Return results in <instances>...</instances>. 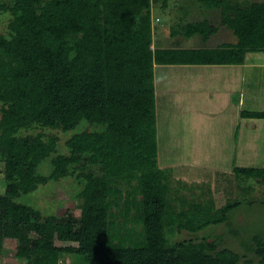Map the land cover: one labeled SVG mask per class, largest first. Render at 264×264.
Listing matches in <instances>:
<instances>
[{
    "label": "trees",
    "instance_id": "trees-1",
    "mask_svg": "<svg viewBox=\"0 0 264 264\" xmlns=\"http://www.w3.org/2000/svg\"><path fill=\"white\" fill-rule=\"evenodd\" d=\"M158 1L0 0V18L11 15L7 35L0 34L6 180L0 251L9 238L26 264H60L65 256H74L73 264L240 262L230 249L212 254L214 243L207 240L168 243L174 227L198 232L227 221V212L241 204L229 202L216 213L198 203L179 214L171 210L168 177L158 165L155 66L243 68L247 57L264 53V1L193 0L220 11L222 24L237 38L235 44L198 49L154 47L152 8ZM218 31L198 20L172 33L199 37L205 45ZM240 116L264 120V111L243 110ZM90 125L97 129L86 130ZM32 129L41 131L25 135ZM234 172L264 183V167L236 166ZM69 177L81 187L74 195L78 209L44 216L21 201ZM251 240L249 249L264 264L261 236Z\"/></svg>",
    "mask_w": 264,
    "mask_h": 264
},
{
    "label": "rangeland",
    "instance_id": "rangeland-1",
    "mask_svg": "<svg viewBox=\"0 0 264 264\" xmlns=\"http://www.w3.org/2000/svg\"><path fill=\"white\" fill-rule=\"evenodd\" d=\"M4 1L10 4L12 0ZM230 1L233 4H243L264 0ZM10 20L9 13L2 15L0 34L7 35ZM198 20H207L219 30L207 44L204 45L199 37L186 40L181 34L173 35L172 31L179 25ZM221 20L220 11L209 10L197 1L159 0L152 8L154 47L198 49L214 48L222 43L235 44L236 36ZM248 63L259 65L251 69L236 68L233 72H228L227 68L225 73L215 71L211 66L200 71L196 68L194 73L193 69L157 67L158 165L167 174L171 193L170 206L177 214L193 203L204 208H213L212 213H216L229 202L238 200L241 204L227 212V221L210 225L198 232L174 227L173 231L167 233L169 245L181 241L207 240L214 243L215 250L212 254L230 249L242 257L238 264H261L260 258L249 248L253 244L251 237L254 235L261 236L264 242V183L237 177L234 172L236 166L264 167V122L241 119L238 114L239 110H264V53L250 55L247 57ZM249 70L254 72L253 79H247L246 73L240 76L242 71ZM203 74L207 77L206 80L197 85L193 78ZM225 74L231 78L226 79L229 84L232 81L239 85L235 97L242 95V107L238 106L237 101L234 105L228 101L222 103L220 98L208 102L210 96L205 91L222 87ZM93 128L97 129L90 125L82 130L91 131ZM39 131L41 130L32 129L25 135L33 136ZM42 133L48 136L56 131L44 130ZM67 138L68 136L62 137L64 140ZM61 147L60 150H64V146ZM3 170L4 165L0 158V195L6 189ZM48 170L49 164L40 168L44 175L48 174ZM80 190L75 178L69 177L48 182L35 194L28 196V199L21 201L37 208L44 216L54 214L61 217L78 209L79 200L74 195ZM118 218L120 224L123 219ZM31 237L36 236L32 233ZM1 243L0 264H26L24 258L16 255V245L11 239L3 238ZM76 262L74 256H65L60 264Z\"/></svg>",
    "mask_w": 264,
    "mask_h": 264
},
{
    "label": "crops",
    "instance_id": "crops-1",
    "mask_svg": "<svg viewBox=\"0 0 264 264\" xmlns=\"http://www.w3.org/2000/svg\"><path fill=\"white\" fill-rule=\"evenodd\" d=\"M257 65H259V64H257V63H255V64L250 63V65H249V63H248V64H246L247 67L246 66H243V67L246 68V69H251V67L257 66ZM157 67H159V68L160 67H163V68L170 67V69L172 68V69H179V70H182V69H193L194 70L193 73H194L195 70H196V68H199V71H200V69H207L208 66H161V65H156L155 66V81H154L155 82V90H156V100H157V96H158V89H157V86H156L157 85V83H156V80H157V78H156V69H157ZM212 68H213V70L219 71L220 73H225L227 71L226 70L227 68H228V72H230V71L233 72L238 67H234V66H230V67H227V66H219V67H212ZM221 71H224V72H221ZM245 73L247 74V77H246L247 79H250V78L253 79L254 78V72L252 70H249L248 72H246V71H242L241 72V74H243V75ZM241 74H240V76H241ZM163 78L165 79L166 77H163ZM206 78L207 77H205V74H203V76L201 75V76L194 77L193 80H196V84L198 85V84H200V81H205ZM226 79H231V78L230 77H226V74H225L223 76V78H222V81H223L222 87H218L215 90L210 89L209 91H205L206 92V95H209L210 96L209 99H208V102L211 103V102L215 101L216 98H220V101L222 103H225L226 101H228L229 103H231L232 105H234L233 103L235 101H237L238 106H241L242 107V103H240L242 95L240 94V95H238V97L237 96L235 97V92L237 90L239 91V89H238L239 88V85L237 86V85L233 84L232 81H230L231 84H229V81H227ZM248 84H249V82H248ZM204 88L207 89L208 87H204ZM177 93L179 94L180 91L177 92ZM183 94L185 95L186 94V91H184ZM249 111H256V110H249ZM259 111H261V110H259ZM240 112H241V110L238 111V114H239V117L241 118ZM241 119L251 120V121L254 120V119H246V118H241ZM254 121L264 122V120H254Z\"/></svg>",
    "mask_w": 264,
    "mask_h": 264
}]
</instances>
